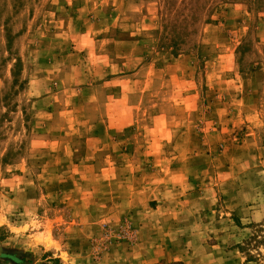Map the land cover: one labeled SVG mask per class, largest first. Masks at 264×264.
<instances>
[{"label":"rangeland","instance_id":"374dc122","mask_svg":"<svg viewBox=\"0 0 264 264\" xmlns=\"http://www.w3.org/2000/svg\"><path fill=\"white\" fill-rule=\"evenodd\" d=\"M0 264H264V0H0Z\"/></svg>","mask_w":264,"mask_h":264}]
</instances>
